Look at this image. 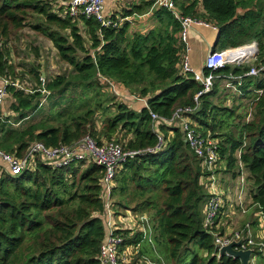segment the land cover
Returning <instances> with one entry per match:
<instances>
[{"label": "trees", "instance_id": "1", "mask_svg": "<svg viewBox=\"0 0 264 264\" xmlns=\"http://www.w3.org/2000/svg\"><path fill=\"white\" fill-rule=\"evenodd\" d=\"M139 1L128 4L122 16L151 9L157 24L146 33L129 32L127 20L118 27H105L93 17H70L64 13L67 0H0V77L21 80L28 74L36 86L32 93L9 87L11 102L6 98L2 105L9 108L0 122V149L22 155L35 141L58 146L90 135L97 143L112 140L127 149L143 150L155 147L161 135V148L128 160L115 175L114 215L145 214L153 244L162 246L163 252L158 250L169 260L239 264L225 254L217 257L214 237L203 227L210 171L184 142L179 121L153 128L150 112L168 119L177 108L194 106L201 85L193 73L181 69L184 46L178 39V21L167 9L153 6L155 0ZM176 6L182 14L216 28L215 50L257 43L252 64L203 68V73L215 76L212 88L183 117L196 123L203 137L215 139L221 171L237 168L238 160L243 163L250 182L248 195L264 217V68L256 76H244L239 85L232 81L236 90L231 92L252 95L248 115L233 124L232 131L216 133L236 109L211 100L219 81L230 73L238 76L252 65H264V0H176ZM30 14L37 16L36 22H28ZM106 16L116 20L114 13ZM26 25L52 42L59 59L70 66L69 74L42 83L40 70L33 65L29 72H16L6 40ZM105 81L145 99L146 105L133 107L105 96ZM67 92L74 94L67 97ZM56 93L59 96L52 101ZM44 96L46 102L52 101L50 108L57 104L60 108L39 121H26L43 107ZM102 175L103 168L92 162L53 167L39 159L32 171L2 173L0 264H102L99 250L107 232ZM213 231L224 233L221 226ZM116 233L123 238L120 250L149 243L140 230L116 229ZM139 249L137 261L145 254Z\"/></svg>", "mask_w": 264, "mask_h": 264}, {"label": "built area", "instance_id": "2", "mask_svg": "<svg viewBox=\"0 0 264 264\" xmlns=\"http://www.w3.org/2000/svg\"><path fill=\"white\" fill-rule=\"evenodd\" d=\"M104 3L105 0H67L64 13L74 18L80 14L85 15L86 17H93L105 27L120 26L121 20H111L106 16V13L104 12ZM153 6L167 9L178 21V39L184 46L181 69L184 72L193 73V78L201 85V89L194 95V106L177 108L168 119H164L156 113L150 112L152 122H154L153 128L154 130H157V124L161 122L167 123L171 126L178 120L183 132V138L186 140L189 149L196 155V157L201 159L203 165L208 171H210V174L207 177V181H209L207 184L210 196H208L204 207L203 227L214 237L217 257L220 256V247L228 244L232 240L242 239V242L237 249H251L252 252L249 256L248 264H260L259 260L264 256V242L255 241L252 238L247 224H244L240 231H233L231 233L220 234L219 232L217 233L213 231V228L219 229L221 226L220 220L223 213L222 207L224 201L217 185L213 181L215 177L214 171L218 165L216 141L208 136L203 137L197 130V124L192 123L189 119L183 117V114L191 113L193 109L196 108L199 102L198 97L201 94L207 93L211 90L215 77L211 72L205 74L203 72L193 71L189 57V32L195 25H202L208 28L212 27L214 30H216V28L210 26L202 19L182 14L177 9L176 0H155ZM126 18L128 19V17ZM257 53L258 49L256 41H250L236 47H227L218 50L209 49L202 69L207 68L209 70H215L223 68L226 65H249L256 60ZM263 68L264 65L261 67L252 65L251 68L242 75L234 76L230 73L226 76L224 83L229 88L236 90L234 82L232 81H236L239 85L241 84L240 80L244 76H256ZM23 83H26V80L21 82L19 79L13 80L7 76L0 77V122H2L3 118L8 115V110H4L2 105L9 94V87L12 86L22 89L26 93L34 92L32 87L23 86ZM40 91L45 93V96L49 94V91L45 89H41ZM256 91L257 93L261 92L258 90ZM45 96L41 98L40 105L45 101ZM131 97L136 100H143L136 95H132ZM157 137L158 143L155 147H147L143 150L127 149L120 143L112 140H103L101 143H97V141L90 135H84L74 143L60 144L58 146H45L42 142L35 141L22 155H16L15 152H7L0 149V175L6 172L16 176L25 171H32L35 169L36 159L51 164L53 167H64L69 166L70 164H78L79 162H92L101 166L103 168V175L100 180V186L102 188V197L105 201L107 232L104 241L100 245L99 259L102 264H139L141 262L140 259L137 263L133 260L134 256L138 254L140 244H137L135 247L127 246L123 250H120L123 238L116 233V229L131 228L134 231L140 230L143 233V239L147 238L150 242L152 231L148 217L145 214L136 217L129 211H126L125 215L115 216L113 212L112 190L114 187L115 175L125 162L134 159L141 154L155 152L161 148L163 138L161 135H157ZM236 175L237 189L235 190V197H227V201L231 206L244 213L248 205L244 196H247L249 187L247 173L244 170L243 163L239 160L237 162ZM147 263L153 264L152 262ZM239 264H241L240 260Z\"/></svg>", "mask_w": 264, "mask_h": 264}, {"label": "rangeland", "instance_id": "3", "mask_svg": "<svg viewBox=\"0 0 264 264\" xmlns=\"http://www.w3.org/2000/svg\"><path fill=\"white\" fill-rule=\"evenodd\" d=\"M36 21H37V16H35V15L31 16V14H30L28 17V22L30 23V22H36ZM207 30H209V29H207ZM6 44L10 50L11 63L16 66V72H19V73L29 72L30 69L32 68V65H33L40 70V73H41V71H43L44 74L43 75L41 74L40 80L44 83L46 81H48L49 79L55 77L56 75H59V74H65L66 75V74H69L71 72L70 66L59 59L57 52H56V49L52 45V42L49 39H47L46 37L42 36L40 33H37L34 30H32L28 25L17 30L15 33L9 35V37L6 40ZM211 44H213V43H211ZM24 80H26V83H23V86L34 87V88L36 87L35 83H34V81L30 75L27 74L20 81L23 82ZM105 83H106L105 85H107V86H106V88L104 87V89H105L104 95L107 97H110V98L115 97L116 101L123 100L129 104L131 103V106H133V107H138L139 105H142L145 101V100L142 101V100H136V99L129 98V94L127 92H120L117 89V87H115V85H112L111 83H108L106 81H105ZM219 83L220 84L218 85V93L215 94L214 97L211 98V100L213 101V103H215L217 105H226L228 107L235 108L236 110H235L232 118H225L224 127L217 129L216 133H222L223 131H228V130L232 131L234 129L232 125L235 124L236 122H238L240 120V118L242 120L244 117H246V115H248L247 113L250 111V108H248V107H249V105L251 106L250 103L252 101V95H250V96L248 95L247 97H244L241 100V95H239L238 93H235V92H231V91H233V89L226 86L223 81L222 82L219 81ZM129 93L132 94L131 92H129ZM73 94H74V92H67L66 96L68 97V96H71ZM91 94H92V91H90V90L87 91V95H91ZM58 96H59V94H57V93L55 95H53V97L51 98L52 101H53V99L55 101L58 98ZM7 99H9V96L7 97ZM52 101H49V98H48L47 102L44 101L43 107L41 109H39L36 113H34L29 120H26V121H28V122L39 121V120L43 119L44 117H46L50 113L51 109L56 110L57 108H60L58 104L53 106L54 108H52V107L50 108V104ZM10 102H11V99H9L8 103L10 104ZM8 108H9V106H8ZM8 108H6V109L8 110ZM100 119H102L101 114L99 115L98 120H100ZM217 119L220 120L221 117L218 116ZM217 122L218 121L216 120V123ZM222 166H223V162H220L218 164V167H221V168L219 169L217 167L215 169V172H214L215 177L213 180L215 182V184H217L219 179H221V177L219 178L217 174H219V172L221 171ZM84 167H85L84 165L81 166L79 171L83 170ZM208 182L209 181H206V184ZM115 196L117 197V200L120 199V197H118L119 195H118L117 191H116ZM116 197H114V198H116ZM112 198H113V195H112ZM235 212H238V209H236ZM225 221H229V220L225 219ZM241 223H242V221L240 222V224ZM228 224H229V222H227V225ZM239 225H237V227ZM258 225H260V222L258 223ZM191 247L194 248L193 246H191ZM155 249H157L156 256L152 255V253L148 252V250L144 251V253L146 254V257L148 259H151L152 261H154L153 264H155V262H156V264H180V262H178L176 260H169L165 254H163V253L161 254L160 251L163 252L162 246L156 245ZM196 249L199 250L198 248H196ZM198 253L203 255V256H205V254H206V252H204L202 250L198 251ZM152 256H154L153 257L154 259H152ZM134 261H135V263L138 262L137 257L135 258V256H134ZM144 261L146 262L144 264H147V260L145 258H142L141 262L139 264H143ZM259 263L264 264V256H262L260 258Z\"/></svg>", "mask_w": 264, "mask_h": 264}, {"label": "crops", "instance_id": "4", "mask_svg": "<svg viewBox=\"0 0 264 264\" xmlns=\"http://www.w3.org/2000/svg\"><path fill=\"white\" fill-rule=\"evenodd\" d=\"M139 2H140L139 0H105L104 12L107 15L114 13L116 15V20H121L122 23L127 20L129 23V32L136 31L140 33H146L148 30L152 29L157 24L156 19L152 16L151 9L142 14L122 16L123 15L122 11L128 8L129 6L128 4H131V3L137 4ZM126 17H128V19ZM214 37L216 38V30H214L212 27L208 28L202 25H195L190 30L189 32V44H190L189 57H190V65L194 72H202L203 70L202 67L204 65V60L207 55V52L209 49H211V46H212L211 43L215 41ZM108 83L115 85V87H117V89L120 92H127L129 94L128 90L123 89L117 83L115 82H108ZM238 94L242 95V92L239 91ZM132 95L134 94H129V98H132L131 97ZM242 98L244 97L241 96V100ZM144 100L145 99H143L142 101ZM142 105L145 106L146 101H144ZM141 106L139 105L138 107H141ZM236 169L237 168L234 167V169L231 171H225V172L221 171L218 174V177L219 178L221 177V179H219L216 185L224 199L223 207H222L223 213L221 215V220H220L221 229H223L224 233H231L233 231H240L242 227L244 226V224H247L248 228L250 229L252 238L255 241L264 242V217L261 211L259 210L258 206L256 204H252L250 196L248 194L247 196L246 195L244 196V198L246 199L245 200L246 203H248L247 209L244 213L240 212L239 210L238 212H235L237 208L231 206L230 203L227 201V197H230V198L235 197V190L237 189V180H236L237 175L235 173ZM245 172L248 175V172L247 171ZM248 187H250L249 180H248ZM204 207H205V203L203 205V211H204ZM225 219H228L229 221H225ZM241 221L242 223L240 224ZM227 222H229L228 225H227ZM259 222H260V225H258ZM237 225L239 226L237 227ZM148 247L153 248V252H151ZM143 249H145V251L148 250V252L156 256L157 249H155V245L152 242V237L149 243L147 242L141 243L139 250L142 251ZM153 257L154 256H152V259H154ZM138 258H140V260L142 258H145L147 262L154 263V261L146 257V254H142ZM144 263L146 262L144 261L143 264Z\"/></svg>", "mask_w": 264, "mask_h": 264}, {"label": "water", "instance_id": "5", "mask_svg": "<svg viewBox=\"0 0 264 264\" xmlns=\"http://www.w3.org/2000/svg\"><path fill=\"white\" fill-rule=\"evenodd\" d=\"M215 41L213 42L211 49L214 50ZM41 74L43 75V71H41ZM184 142L186 143V140L184 139ZM242 239L238 240H232L228 244L220 247L219 254L220 256L223 254H226L229 257H232L233 259H239L241 264H248L249 256L252 252L251 249H237V247L241 244Z\"/></svg>", "mask_w": 264, "mask_h": 264}]
</instances>
